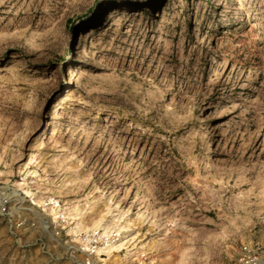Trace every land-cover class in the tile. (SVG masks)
<instances>
[{
  "label": "rangeland",
  "instance_id": "374dc122",
  "mask_svg": "<svg viewBox=\"0 0 264 264\" xmlns=\"http://www.w3.org/2000/svg\"><path fill=\"white\" fill-rule=\"evenodd\" d=\"M0 184V264H84L104 227L101 264H237L264 245V0H0Z\"/></svg>",
  "mask_w": 264,
  "mask_h": 264
},
{
  "label": "built area",
  "instance_id": "2783aa9c",
  "mask_svg": "<svg viewBox=\"0 0 264 264\" xmlns=\"http://www.w3.org/2000/svg\"><path fill=\"white\" fill-rule=\"evenodd\" d=\"M14 196H11L9 187L0 184V209L1 215L5 216L9 222L15 223L14 225L21 226L22 223H16L14 213L11 209V202ZM24 223V222H23ZM118 234L112 231L108 234L96 231L93 233H86L83 235L82 240L85 241L86 246L83 248L86 257L84 264H101L95 258V252L101 243L111 244L117 241ZM82 251V250H81ZM146 257V254H142ZM237 264H264V245L261 243L241 244L237 253Z\"/></svg>",
  "mask_w": 264,
  "mask_h": 264
},
{
  "label": "bare ground",
  "instance_id": "6f19581e",
  "mask_svg": "<svg viewBox=\"0 0 264 264\" xmlns=\"http://www.w3.org/2000/svg\"><path fill=\"white\" fill-rule=\"evenodd\" d=\"M78 49H79V48H78ZM79 50H80V49H79ZM31 162H32V159H30V160L28 161V164L31 163ZM23 183H24V182H23ZM23 183H19V184H23ZM39 203H40V204H41V203H44V201H39ZM50 203L55 205V204H57V201L52 200ZM44 205H45V210L53 212V208H52V207H47V206H48L47 204H44ZM75 218H76V219H79V217H77V216H76ZM99 222H100V220L95 221V222L93 223V226H91V227H98V226H99ZM91 227H90V228H91ZM103 229H104L103 233L108 234V233L112 232V230H110V227H104ZM118 238H119V237H118ZM119 240H120V238H119L117 241H119ZM117 241H113L110 245H108V246H106V247H104V248L99 249V251H100V255H101V257H102L103 260H106V259L108 258V255L111 253V251L118 249V246H119L120 244H115ZM126 241H128V240H126Z\"/></svg>",
  "mask_w": 264,
  "mask_h": 264
}]
</instances>
